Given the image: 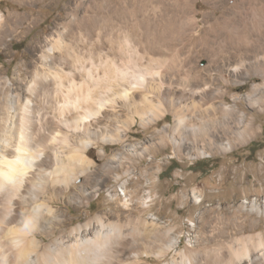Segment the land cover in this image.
I'll use <instances>...</instances> for the list:
<instances>
[{"label":"bare ground","instance_id":"obj_1","mask_svg":"<svg viewBox=\"0 0 264 264\" xmlns=\"http://www.w3.org/2000/svg\"><path fill=\"white\" fill-rule=\"evenodd\" d=\"M10 1L28 11H0V50L7 53L13 41L21 42L41 21L34 7L42 0ZM199 1L71 0L64 6V21L56 17L44 38L17 53L30 58L26 77L12 84L0 76V264H123L131 249L123 223L105 224V217L98 215L67 229L69 220L51 205L81 206L98 197L100 173L86 154L89 148L98 149L104 172L126 173L156 154V147L172 146L179 158L225 153L233 149L227 138L232 126L244 123L242 100L249 109L262 111V0H201L208 8L201 20ZM251 80L248 94H229L231 85L241 87ZM206 106L211 114L219 113L222 132L209 131L204 124L210 113L201 109ZM167 115L174 125L159 128ZM120 116L121 125L109 130L108 122ZM193 121L198 123L190 124ZM135 125L156 128L158 142L152 137L130 142ZM240 137L244 143L245 133ZM108 145L120 151L108 153ZM138 170L158 173L161 167L149 162ZM105 176L119 185L125 206L135 203L139 211L127 222L134 247L130 254L136 259L153 253L154 245L147 240L160 229L156 218L147 214L155 198L150 191L154 182L146 185L143 198L137 195L145 188L138 178ZM131 180L135 195L127 191ZM106 192L105 202L120 201L116 191ZM191 194L195 205L202 203L200 195ZM246 207L255 214L250 226L260 225L264 199ZM179 238L161 240L154 256L164 258L179 245ZM187 246L178 264H197L198 255L202 264H264L261 235L212 248Z\"/></svg>","mask_w":264,"mask_h":264},{"label":"rangeland","instance_id":"obj_2","mask_svg":"<svg viewBox=\"0 0 264 264\" xmlns=\"http://www.w3.org/2000/svg\"><path fill=\"white\" fill-rule=\"evenodd\" d=\"M57 1L55 5L54 3H50L49 0H42L36 5L34 10L36 11L35 16L41 20L39 25L34 27L23 37L21 42L19 40L13 41L14 46L9 48V53L2 49L0 50V76L5 75L12 84H14L16 78L22 79L26 77L27 66L30 63V58L28 56L20 57L17 53H24L28 46L44 38L52 28L55 19L59 18L61 21L65 20L63 9L66 3L71 0ZM262 4H264V0H262ZM196 10L198 20H201L202 15L208 11V8L200 0L197 3ZM0 11L27 12L28 9L27 7H18L17 4L10 0H1ZM262 38H264V27L262 28ZM103 47L106 49V45H103ZM50 69L43 67L44 71ZM51 71L53 70L51 69L49 72ZM252 82L253 80L247 81V83L241 87L231 85L229 94L239 97L248 94L251 90ZM255 83H259V81L255 80ZM226 100L229 104H232L229 98H226ZM201 109L209 110L207 106ZM240 111L245 114L244 123L239 127L232 126L233 132L230 133L231 136L227 137L233 145V149L225 153L214 151L212 155H203L198 158L194 156H191V158L188 156L179 158L173 155L172 146H168L167 148L156 147L154 148L156 154L149 155V157L145 158L138 169H142L147 163L153 162L158 163L161 167L158 173L156 170L140 173L137 168L131 169L128 173H126V169L121 171L117 170V172H104L102 169L103 162L99 161L97 157L98 149L89 148L86 154L95 161L96 168L94 171L102 175L99 174V180L101 182L99 181L98 187L101 190L98 193V197L81 206L56 202L51 205L58 209L60 213L65 215L67 220H69L70 225H65L67 229L76 227L98 215L103 216V218L105 217V224L115 221H119L121 224L123 223L124 234L127 235V240H125L127 243H130L128 247L131 248L130 250L128 248V251L125 252V256L128 258L124 256L125 258L123 257L121 259L123 264H178L180 262V252H184L185 249H188L186 248L188 247V243L192 246H199L198 248H212L218 244L228 245L233 240L239 238L254 237L255 235L264 236V220L258 223L260 225L250 226L255 214H250L248 211L249 207H246L249 206L252 201L259 203L261 199H264V103L261 111L258 109H249L242 100ZM15 114L16 113H13L12 115L15 116ZM207 114L208 116L204 119V124L208 126L209 131L217 130L218 132H222L219 124V113L214 112L213 115L211 114V110H209ZM116 120L119 123L115 122ZM123 121L124 116L110 120L107 124L109 130H112L114 126H120ZM114 123H117V125ZM193 123L197 124L198 122L193 121L190 124ZM249 123H252L251 128L248 127ZM164 125H174V119L171 115H167L166 118L158 124V127L160 128ZM155 130L156 128L154 127L144 130L138 125H135L130 131L129 141L143 143L146 137H152V142L157 143L159 136L155 134ZM239 131L242 134L245 133L244 143L241 141L242 138L240 137ZM190 141L191 140H189V142ZM2 147L3 143L0 141V150ZM106 150L108 153L120 151V147L117 145H108ZM182 154H186L185 151L182 150ZM115 173L122 176V180L131 176L138 178L141 185H144L145 188L139 190L137 195L143 198L146 197V190H148V186L146 185H148L150 181L154 182L153 188L150 191L152 195H155V198L147 214L153 215V217L156 218L158 223L156 226L160 229L156 236H153V238L150 237L147 240L149 244L151 241V246L152 244L154 245L152 246V252H156L157 247L161 245V240L165 241V239H171L175 236L180 237L179 245L170 249L164 258L157 259L153 253L150 254L148 252L147 255L143 254V256L135 259V253H132L134 252L132 251L134 248L131 244L132 238L128 235L130 226L127 225V222L131 218H136L139 211L134 205L135 203L125 206L126 203H124V199L121 197L122 192L119 185L108 179V176H105L106 174L115 175ZM132 182L133 180L128 182L127 191L131 195H135L133 191L136 187L134 184H131ZM96 183V180L92 181V185ZM106 189L116 191L117 194L120 195V201H113L111 203L105 202L107 195ZM193 191L196 195H200L202 200L201 204L195 205L193 203L191 197V192ZM46 197H51V195L48 193ZM196 202L200 203V200L198 199ZM242 205H244L250 216L245 209L241 211ZM117 214L120 215V217ZM247 219L248 221H246ZM234 226H236V228L239 226V228L234 229ZM167 230H169L168 234L165 233ZM159 236H161V238ZM165 236L167 238H164ZM130 251H132V254H130ZM198 256L202 259L200 255ZM199 257H195L198 262L197 264H202L203 259L200 260ZM131 258L134 260L132 261Z\"/></svg>","mask_w":264,"mask_h":264}]
</instances>
